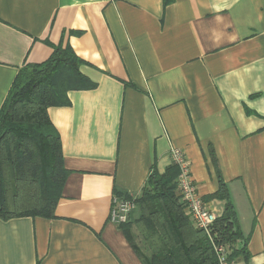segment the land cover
Wrapping results in <instances>:
<instances>
[{
	"label": "crops",
	"instance_id": "crops-1",
	"mask_svg": "<svg viewBox=\"0 0 264 264\" xmlns=\"http://www.w3.org/2000/svg\"><path fill=\"white\" fill-rule=\"evenodd\" d=\"M59 44L97 86L49 109L69 174L54 218H0V264H143L113 197H139L172 148L219 217L225 200L207 197L226 184L232 264H264V0H0V107Z\"/></svg>",
	"mask_w": 264,
	"mask_h": 264
},
{
	"label": "trees",
	"instance_id": "trees-1",
	"mask_svg": "<svg viewBox=\"0 0 264 264\" xmlns=\"http://www.w3.org/2000/svg\"><path fill=\"white\" fill-rule=\"evenodd\" d=\"M173 1L163 0L164 6ZM53 47L46 61L26 63L18 69L0 107V218L5 220L55 217L69 171L49 109L70 105L72 90L97 86L82 72L86 61L71 46ZM179 172L176 164L165 173L154 169L137 199L138 216L120 227L143 264H218L212 240H221L231 249L243 239L228 188L222 182L207 197L226 202L208 234L196 228L185 211L177 185ZM132 224L143 238V249L134 240ZM235 253L233 249L231 261Z\"/></svg>",
	"mask_w": 264,
	"mask_h": 264
},
{
	"label": "built area",
	"instance_id": "built-area-1",
	"mask_svg": "<svg viewBox=\"0 0 264 264\" xmlns=\"http://www.w3.org/2000/svg\"><path fill=\"white\" fill-rule=\"evenodd\" d=\"M174 164L179 167L177 178L178 191L184 203L185 211L190 216L194 226L210 234L218 219L215 211L208 208L204 199L199 195L191 174L190 163L186 155L178 148L171 150ZM137 195H119L113 197L110 220L116 225L128 223L131 213L137 207ZM212 237V236H211ZM218 258V264H232L230 250L221 240H212Z\"/></svg>",
	"mask_w": 264,
	"mask_h": 264
},
{
	"label": "rangeland",
	"instance_id": "rangeland-1",
	"mask_svg": "<svg viewBox=\"0 0 264 264\" xmlns=\"http://www.w3.org/2000/svg\"><path fill=\"white\" fill-rule=\"evenodd\" d=\"M132 235L134 237L136 244L143 249L144 248V241H143V238H142V236H141V234L137 228H135Z\"/></svg>",
	"mask_w": 264,
	"mask_h": 264
}]
</instances>
